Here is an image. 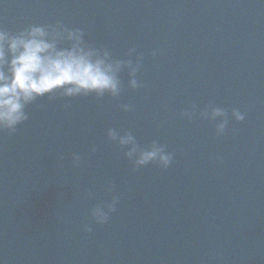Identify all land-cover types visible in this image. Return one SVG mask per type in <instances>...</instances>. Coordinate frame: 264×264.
Listing matches in <instances>:
<instances>
[{
    "label": "water",
    "instance_id": "obj_1",
    "mask_svg": "<svg viewBox=\"0 0 264 264\" xmlns=\"http://www.w3.org/2000/svg\"><path fill=\"white\" fill-rule=\"evenodd\" d=\"M57 22L113 59L135 48L141 86L124 70L118 98L45 96L0 131V264H264V0H0L11 33ZM109 129L171 164L134 170Z\"/></svg>",
    "mask_w": 264,
    "mask_h": 264
},
{
    "label": "clouds",
    "instance_id": "obj_2",
    "mask_svg": "<svg viewBox=\"0 0 264 264\" xmlns=\"http://www.w3.org/2000/svg\"><path fill=\"white\" fill-rule=\"evenodd\" d=\"M128 56H135V63L132 59H113L107 49L87 43L80 28H69L60 22L52 26L34 24L17 33L0 27V131L15 133L17 126L29 118L27 107L45 96L49 100L57 95L72 98L94 94L97 99L105 95L118 98L123 91L119 74L124 70L130 77L128 86L140 87L136 74L142 56L135 48L128 49ZM120 107L124 111L133 110L129 104ZM195 111L193 106L182 115L191 119ZM231 115L236 121L245 119L237 109H233ZM200 116L213 121L219 119L216 134H224L228 125L225 109L209 105ZM107 136L121 149H126L124 155L133 163L134 170L151 162L166 169L173 160V154L157 141L141 146L131 132L121 135L115 129H109ZM72 159L78 165L81 158L73 154ZM118 202L119 197L113 196L110 203L95 206L92 217L98 224L106 223ZM84 230L91 231L87 225Z\"/></svg>",
    "mask_w": 264,
    "mask_h": 264
}]
</instances>
